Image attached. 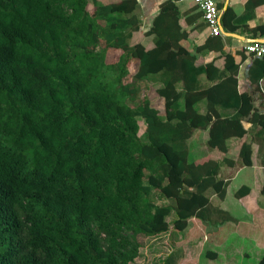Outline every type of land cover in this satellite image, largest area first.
Returning a JSON list of instances; mask_svg holds the SVG:
<instances>
[{
    "label": "trees",
    "instance_id": "trees-1",
    "mask_svg": "<svg viewBox=\"0 0 264 264\" xmlns=\"http://www.w3.org/2000/svg\"><path fill=\"white\" fill-rule=\"evenodd\" d=\"M135 4L0 0V264H134L146 246L140 237L178 236L193 218L209 231L230 220L209 199L221 165L234 163L191 161L197 130H207L206 147L222 155L245 138L239 164L252 166L257 145L264 166V57L248 69L256 105L238 91L239 65L221 36L184 50L179 9L166 7L146 32V49L133 41ZM262 4L248 0L240 16L228 7L222 28L264 37V25H247ZM209 52L221 53L222 69L197 64ZM150 85L162 112L144 95ZM175 250L153 264H180L183 251Z\"/></svg>",
    "mask_w": 264,
    "mask_h": 264
},
{
    "label": "crops",
    "instance_id": "crops-1",
    "mask_svg": "<svg viewBox=\"0 0 264 264\" xmlns=\"http://www.w3.org/2000/svg\"><path fill=\"white\" fill-rule=\"evenodd\" d=\"M98 1L103 4H108L118 3L121 0ZM134 1L136 3L135 6L129 7V9L135 8L134 12L140 19V27L134 34L133 41L135 43H140L146 49L152 47L153 38L152 36H147L146 32L148 31L153 18L161 9L166 7H178L179 9L180 26L188 32L187 39L182 42L184 50L193 52L195 47L203 45L205 41L211 37L203 19L195 20L194 16L199 10H195V6L191 2H177L176 0ZM214 1L221 13L229 7L236 16H240L243 14L245 3L248 0ZM247 25L250 29L259 25H264V4L259 5L254 9V17L247 22ZM239 30L241 31L240 33H229L222 28L221 37L223 51L225 53H230L233 56L235 63L239 65L237 75L238 91L240 93L249 92V94L253 96L255 104L259 105L260 101L258 95L260 92L264 94V79L259 83L260 92L250 90L248 69L252 58L247 56L246 59H242L241 53H245L244 46L250 41L256 39L264 40V37H254L251 32L246 29L240 28ZM210 61H214L215 66L221 69L224 65L223 56L219 52H209L198 55L197 64H204ZM131 64H136L137 70L138 62L133 61ZM159 101L160 104L163 105L162 100L159 99ZM197 109L199 114H206L204 102L199 103ZM250 125V123L244 124L246 128ZM196 133H199L200 136L202 135V138L204 139V155L201 157L199 156V159L195 161L193 160L194 162L213 158V160L216 159V161H221L226 157L234 163L233 165H221L216 179V193H212L209 199L212 206L219 207L226 211L231 219L217 225L215 229L209 231L203 227L199 220L193 218L188 222V227L182 232V234H178V236L171 234L176 239V243L177 237L180 239L176 245L179 243L184 245L182 246L184 255L180 264H199L201 255L207 247H212L214 250H217H209L215 252L217 256L213 260L208 259V262L217 261L222 264L220 256L222 255V257L227 260V264H245V261L251 258L253 259L252 262L258 263L264 255V166L257 163V145H253L252 147V166L243 167L239 164L238 153L242 143L246 140L245 138L240 141L231 140L226 155L219 153L212 158V154H214L213 150L206 147V140L208 137L207 130H197L194 134ZM191 139L188 141V147L189 144L192 143ZM243 187L248 188L249 192L236 198V192ZM197 232H201V241L190 242L187 240L188 233H191L192 237L195 238Z\"/></svg>",
    "mask_w": 264,
    "mask_h": 264
},
{
    "label": "rangeland",
    "instance_id": "rangeland-1",
    "mask_svg": "<svg viewBox=\"0 0 264 264\" xmlns=\"http://www.w3.org/2000/svg\"><path fill=\"white\" fill-rule=\"evenodd\" d=\"M136 73V64H131L127 75L123 78V82L128 84L131 83L132 78L134 74ZM144 95H146L150 101L152 102V105L157 107L160 112L163 110L162 104H160L159 98L155 94V89L152 85L148 86V89L144 90ZM203 138L202 135L200 136L199 133L194 134L193 138L191 139V142L194 143L189 144V151H190V160L195 161L199 159V156L201 157L204 155V146H203ZM202 152V153H201ZM214 154H212V158L216 156V154H219L217 151H213ZM214 159V158H213ZM216 160V159H215ZM158 204H160V201H156ZM201 232H197L195 238L192 237L191 233H188L187 240L188 241H201L202 236L200 235ZM175 238L173 235L168 234L166 236H162L157 239L149 240L147 241L145 237H140L139 242L142 244H145L146 246L144 247L143 253H141V257L135 261L134 264H153L156 262L157 259H161L163 257L168 256L169 254L173 253L176 251L175 249H182V246H184L182 243H179L176 245L180 239L177 237V243L175 242ZM176 245V246H175ZM210 246V245H208ZM147 251H146V250ZM209 250L212 251H217L214 250L212 247H207L204 253L201 255V258L199 260V264H204V263H209V264H220L219 262H208V257L205 256V253ZM184 255V252H183ZM221 256V263L227 264V260H225L222 255ZM183 259V258H182ZM181 259V260H182ZM253 259H249L245 261V264H257V262H252Z\"/></svg>",
    "mask_w": 264,
    "mask_h": 264
},
{
    "label": "built area",
    "instance_id": "built-area-1",
    "mask_svg": "<svg viewBox=\"0 0 264 264\" xmlns=\"http://www.w3.org/2000/svg\"><path fill=\"white\" fill-rule=\"evenodd\" d=\"M177 2H191L202 13V19L211 36H221L222 13L214 0H176ZM245 53L250 58L264 57V40L256 39L244 46Z\"/></svg>",
    "mask_w": 264,
    "mask_h": 264
}]
</instances>
